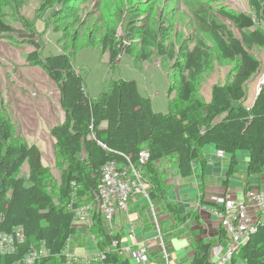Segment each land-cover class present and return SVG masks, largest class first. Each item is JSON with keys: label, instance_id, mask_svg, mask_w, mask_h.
Segmentation results:
<instances>
[{"label": "trees", "instance_id": "trees-1", "mask_svg": "<svg viewBox=\"0 0 264 264\" xmlns=\"http://www.w3.org/2000/svg\"><path fill=\"white\" fill-rule=\"evenodd\" d=\"M11 1L21 6L29 0ZM11 1L0 0V36L13 32L4 14V8ZM216 1L219 0L204 1L192 12L197 28L211 37L214 50L202 40L193 47L188 41L179 46L170 42L171 21L158 26L151 22L138 26L133 21L128 27L126 38L141 40L139 61H149L155 55L172 63L169 94L176 96L166 113L154 111L151 99L140 93L134 80H112L98 97L91 98L68 55H52L42 60L38 46L28 55L27 62L41 66L60 92L66 119L51 129V135L56 142L61 177L59 182L54 179L50 168L42 163L40 149L19 140L14 126L0 112V234H12L18 227L25 234V241L17 244L14 254H0V264H23L32 248L42 244L49 253L35 264H76L69 262L65 254L68 241L78 232L73 225L74 213L68 208L73 194L81 203L93 201L102 168L112 161L136 162L144 149L151 156L146 166L150 198L153 203H164L175 223H185L188 219L198 221L199 217L195 213L179 215L177 205L168 200V186L157 165L161 160L175 159L179 177L190 179L195 163L205 166L201 160L203 149L214 146L231 156L228 179L236 173V154L246 152L249 154L247 170L241 174L244 193L251 187L249 179L263 174L264 83L253 104H246L248 86L263 71L253 51L264 48V29L260 26L264 24V0H248L250 13L215 9ZM46 4L57 3L49 0ZM219 17L228 21L230 27L218 23ZM115 36L113 26L100 40L112 62L121 52ZM217 59L230 61L233 66L224 82L212 87L211 99L206 102L199 94V83ZM25 163L29 168L23 176L21 170ZM200 192L202 205L221 209L214 201L205 199L204 185ZM92 221L96 246L103 256L101 261L92 264H132V259L122 252V235L110 234L99 214L92 215ZM173 227L162 230L165 241L166 235L176 230ZM226 237L222 228L215 241L196 237L192 264H212V249ZM231 264H264V224L250 235Z\"/></svg>", "mask_w": 264, "mask_h": 264}, {"label": "rangeland", "instance_id": "rangeland-1", "mask_svg": "<svg viewBox=\"0 0 264 264\" xmlns=\"http://www.w3.org/2000/svg\"><path fill=\"white\" fill-rule=\"evenodd\" d=\"M46 1L49 0H29L21 6H16L11 1L10 6L4 8L5 21L12 26L13 32L0 36V112L14 126L15 135L19 140L30 146L36 145L40 149L43 165L50 168L52 176L59 182L61 169L57 164L56 142L51 135V129L64 123L66 115L61 106L58 86L41 66L27 62L28 55L36 51L37 46L42 60L52 55H68L76 72L83 79L85 92L91 98L98 97L112 80H134L140 93L151 99L154 111L166 113L170 101L176 96L175 93L169 94L172 83L169 70L172 63L155 55L149 61H139L141 40H128V27L133 21L138 26L146 22L158 26L171 21L173 30L170 42L176 46L188 41L193 47L202 40L214 47L211 37L197 28L192 15L204 1L211 0H52L57 3L53 5H47ZM213 7L251 12L248 0H219L213 3ZM217 22L230 27V23L220 17ZM113 26L116 30L115 39L121 49L114 62L110 59V53L104 51L100 45L104 32ZM260 26L264 29V24ZM231 28L238 35V30L233 26ZM213 47L211 48L214 50ZM253 52L261 61L263 74L264 48H256ZM232 66L230 61H214L212 70L201 79L198 87L200 96L206 102L211 99L212 87L224 82ZM262 74L248 86L250 98L247 106H251V95L257 90L259 92L263 85ZM163 161V164L158 165L161 160L157 165L164 175V180L178 178L175 159L168 158ZM28 168L29 164L25 163L21 175L25 176ZM145 175L149 180L146 167ZM75 188L77 189L76 186ZM51 191L55 192V189L51 188ZM94 200L95 193L93 201L88 203H81L76 194H73L68 205L70 211L72 203L74 207L89 209V221L92 223V226H81L77 234L68 241L67 252H72L73 255L74 249L96 244L97 235L92 221L95 210L91 205ZM153 204L157 211L156 203ZM79 213L73 221L77 229L81 215L86 212ZM126 213H119L116 218ZM101 217L105 229L110 234L117 232L115 220L114 225L109 226L105 224L103 216ZM18 228L22 230L20 232L25 241L23 229ZM4 235L6 234H0ZM17 244L15 250L3 255L14 254Z\"/></svg>", "mask_w": 264, "mask_h": 264}, {"label": "crops", "instance_id": "crops-1", "mask_svg": "<svg viewBox=\"0 0 264 264\" xmlns=\"http://www.w3.org/2000/svg\"><path fill=\"white\" fill-rule=\"evenodd\" d=\"M258 93L257 90L253 95L250 94V105L253 104ZM248 157L249 154L246 152L236 154V173L227 179L231 156L225 153L220 156L219 151L214 146H206L201 157V160L205 162L204 168L197 162L194 164L192 178L184 180L178 176V178H170L166 181V184L170 187L167 198L177 205L178 214L184 216L188 213H195L199 217L198 221L188 219L185 223H175L174 218L167 213L164 203L156 202L158 225L163 231L165 228L172 226L176 228L174 230L173 227L174 232L166 235L167 246L171 254V264H192L196 237L203 238L206 241H215L219 238L220 221L212 213L211 207L201 204L200 187L204 185L205 199L210 202L224 196L242 198L244 196V182L241 174L247 170ZM163 162L162 160L158 165L163 164ZM167 173L170 175V171ZM226 180H228L227 185L224 184ZM258 182L264 183V171L260 177H251L248 181L253 186ZM121 219L124 222H119ZM78 228L79 231L81 227ZM115 229L117 232L114 234L120 233L122 235V252L132 259V264H163L158 247L156 223L146 199L133 198L129 206V212L115 218ZM224 241L217 246L223 245ZM137 243L147 249L148 257L145 263H138L133 258V251L137 249ZM128 249L130 252L127 251ZM73 251L74 255L81 259L101 254L96 244L77 248Z\"/></svg>", "mask_w": 264, "mask_h": 264}, {"label": "built area", "instance_id": "built-area-1", "mask_svg": "<svg viewBox=\"0 0 264 264\" xmlns=\"http://www.w3.org/2000/svg\"><path fill=\"white\" fill-rule=\"evenodd\" d=\"M263 83L264 79L261 84ZM219 155L223 156L224 153L219 152ZM150 157V152L144 149L139 153L136 162L127 159V165L123 166H119L116 161L107 163L102 168L95 192V200L91 205H93L95 213L103 216L105 224L112 226L119 213L128 212L132 198L146 199L156 223L161 259L163 264H171V254L162 233V228L158 225L159 219L149 194V180L145 175V167L149 163ZM74 192H76V189H74ZM243 195L242 198L224 196L214 201L221 209L212 208L213 214L219 219L220 226L226 232L227 237L223 245L212 249V264H231L242 245L249 240L250 235L257 231L260 224H264V183L258 182L254 186L252 184ZM70 209L74 212V218L76 214H80V211L81 214L86 212L81 215L80 224H77L78 227L92 226L89 221V209L74 207V203L70 205ZM15 230V234L13 232L12 234L0 236L1 255L15 250L16 244L24 241V236L20 232L22 230L20 228ZM113 245L116 246L117 242H114ZM127 251L130 252L129 249ZM48 253L43 244L39 245L37 248H32V251L24 258L22 263L35 264L38 259L47 256ZM71 253L65 249L69 262L76 264H92L101 261L103 258L101 254H96L81 259ZM147 257L146 247L137 243V249L133 251V258L138 263H145ZM18 264H21V262Z\"/></svg>", "mask_w": 264, "mask_h": 264}, {"label": "water", "instance_id": "water-1", "mask_svg": "<svg viewBox=\"0 0 264 264\" xmlns=\"http://www.w3.org/2000/svg\"><path fill=\"white\" fill-rule=\"evenodd\" d=\"M260 90H261V87H260V89H259V92H260Z\"/></svg>", "mask_w": 264, "mask_h": 264}]
</instances>
